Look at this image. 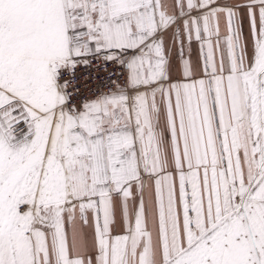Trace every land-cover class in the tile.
Returning a JSON list of instances; mask_svg holds the SVG:
<instances>
[{"label": "snow or ice", "instance_id": "snow-or-ice-1", "mask_svg": "<svg viewBox=\"0 0 264 264\" xmlns=\"http://www.w3.org/2000/svg\"><path fill=\"white\" fill-rule=\"evenodd\" d=\"M0 264H264V0H0Z\"/></svg>", "mask_w": 264, "mask_h": 264}, {"label": "built area", "instance_id": "built-area-1", "mask_svg": "<svg viewBox=\"0 0 264 264\" xmlns=\"http://www.w3.org/2000/svg\"><path fill=\"white\" fill-rule=\"evenodd\" d=\"M83 71V70H82Z\"/></svg>", "mask_w": 264, "mask_h": 264}]
</instances>
